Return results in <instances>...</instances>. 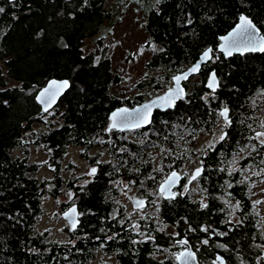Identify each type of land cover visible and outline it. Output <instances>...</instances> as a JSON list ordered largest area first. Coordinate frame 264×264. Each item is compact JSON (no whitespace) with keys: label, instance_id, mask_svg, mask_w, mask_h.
<instances>
[{"label":"trees","instance_id":"obj_1","mask_svg":"<svg viewBox=\"0 0 264 264\" xmlns=\"http://www.w3.org/2000/svg\"><path fill=\"white\" fill-rule=\"evenodd\" d=\"M106 1L0 0V264H90L99 246L96 239L108 235H113L109 253L118 261L97 264L170 263L147 258L152 250L148 244L139 256H131L134 251L124 234L130 222L118 201L119 182L160 183L195 156L204 165L198 188L210 197L209 203L199 210L178 195L165 209L169 217L154 221L156 244L164 248L172 235L186 237L192 228L209 240L203 250L196 249L200 260L209 263L222 256L227 264H250L255 234L251 143L257 118L264 116V52L225 58L217 48L242 14L264 35V0L143 3L145 29L155 45L146 65L153 72L139 81L133 95L114 91L125 77L114 71L107 48L100 49L103 36L93 53L83 49L85 40L111 19ZM208 48L211 61L196 81L184 84L187 92L172 109L156 110L146 128L107 131L112 111L160 95L164 83L195 64ZM211 71L220 82L216 91L207 88ZM51 78L69 79L71 86L56 107L58 115L47 124L48 113L40 114L35 96ZM9 79L17 84L9 85ZM225 108L230 124L220 115ZM221 128L223 139L205 149L197 146L201 136ZM36 148L45 151L44 161L31 160ZM72 148L95 159V175L65 174ZM154 148L160 151L155 165L147 158L151 152H144ZM92 149L95 157L89 156ZM45 166L50 172L41 176ZM65 191L73 197L62 209L76 202L79 225L72 229L67 223V238L57 240L37 225L45 214L44 200ZM142 222L145 229L147 221Z\"/></svg>","mask_w":264,"mask_h":264},{"label":"flooded vegetation","instance_id":"obj_2","mask_svg":"<svg viewBox=\"0 0 264 264\" xmlns=\"http://www.w3.org/2000/svg\"><path fill=\"white\" fill-rule=\"evenodd\" d=\"M261 124H264V116L258 117L257 122L254 126V134L253 137L256 135V132H264V128L261 127ZM225 133L223 132V135ZM220 139V138H219ZM218 139V140H219ZM217 140V141H218ZM251 150H253V146H255V154H252L251 160V221L253 222V226L255 228L254 235L251 239V263L250 264H264V229L262 223V214L260 210V204H264V191L259 192L258 195L255 194L254 190L252 189V184L256 181H260L264 177V146H261L260 142L256 139H253L251 143ZM93 150V149H92ZM89 153V156L95 157V153ZM144 152H151L150 155L147 157L149 160L154 162V165L159 161V149H144ZM81 154V151H80ZM82 155V154H81ZM82 157L85 159L88 166L90 168H95L97 170L98 165L95 163L94 158H85L83 155ZM146 157V156H145ZM194 159L189 162L187 165L183 166L182 169L178 170V172L183 177L180 184L173 190L176 194L173 197L166 198L160 192L161 184L167 179V177L171 174V171L167 177L160 183H156L155 181L151 180H144L140 182H131L127 180L120 181V190L118 195V201L121 203V207L123 209V218L127 219L130 222V226H127L124 230V234L127 235V239L130 241L128 246H131L133 249L132 257L139 256L142 248L145 244H148L152 250H148L147 258L153 259L155 261H165L168 260L170 263L167 264H179L178 263V255L187 248V245H183V241H187L189 244V248L191 251H194L197 254L198 260L200 264H227L217 262L216 258H212L211 261L208 263L206 261H202L199 258L197 250H203L204 247L207 246L209 240L204 234L197 235L195 230L190 228L186 237L178 238L177 236H173L171 240L168 241V245L164 248H160L156 244V237H157V228L155 226V222L161 219H167L169 216L165 211L166 207L173 204L175 199L178 195L181 198H188L192 200L199 206V210H205L209 203V199L207 195L203 194L201 190L198 188L199 177L201 176L204 165L203 161L199 159L198 156L193 157ZM98 161V158L96 159ZM202 168L201 173L197 176V178L188 185L190 178L193 174L197 171V169ZM90 169V170H92ZM96 173V172H95ZM95 173L91 174L90 171L88 173L89 176L95 175ZM90 182V181H86ZM94 182V181H93ZM124 183L126 184L124 187ZM122 193L125 194V197L122 198ZM137 201H143L142 205H137ZM77 205L76 202H72V205ZM79 210V209H78ZM60 215L67 211L61 208ZM147 221L145 225L147 226L143 229V222ZM153 223V228L151 226ZM68 224L66 222L65 225V233L68 235ZM202 232H208V229L203 226ZM196 234L197 237L192 236ZM211 238L214 237L213 234H210ZM67 238V237H66ZM113 238V235H108L104 237V240L96 239L99 246L97 249V254L95 258L92 260L91 263H117L118 257L109 253L111 250L109 241ZM195 238L194 246H193V239ZM204 241H207L205 243ZM151 244H154L152 246ZM141 250V251H140ZM162 250V251H161ZM140 251V252H139ZM161 251V252H160ZM139 254V255H138ZM167 255L165 257L163 255ZM138 259V257H136ZM239 264L244 263L243 261H238Z\"/></svg>","mask_w":264,"mask_h":264},{"label":"rangeland","instance_id":"obj_3","mask_svg":"<svg viewBox=\"0 0 264 264\" xmlns=\"http://www.w3.org/2000/svg\"><path fill=\"white\" fill-rule=\"evenodd\" d=\"M150 1V2H149ZM156 0H107L105 3L106 10L111 12V19L106 21L100 27L98 33L85 40L84 52L85 54L93 53L97 48V39L104 37L103 44L100 49L107 48V55L111 58L112 66L115 72L120 73L125 77L124 82L120 83L114 88V91L122 95L125 91L127 95H133L137 91V84L146 75L152 74L147 68V62L151 59L155 45H150V37L145 29V11L143 3L151 6L155 4ZM199 77H194L196 81ZM17 83L9 79V85H16ZM172 82L163 84V91L165 92L169 87H172ZM58 115L57 108L53 109L44 117V122L49 123ZM57 119V118H56ZM51 127V126H49ZM222 128L216 130L214 133L206 136H201L196 144L200 149L208 148L215 144L223 134ZM96 150H92V153ZM31 160L42 162L46 158L45 151L39 148L33 149L30 154ZM65 174L70 173L88 175L91 172V166H88L85 159L80 154V150L72 148L69 150L65 160ZM72 162L75 168H70L68 164ZM49 169L45 166L40 170V175H48ZM124 183V187H125ZM252 189L255 194L264 191V177L260 181L252 184ZM251 190V183H250ZM73 193L65 191L59 198L47 197L44 200L45 214L40 219L37 227L39 230L47 231L53 239L65 240L67 235L65 233L66 220L60 215L63 203H69L72 200ZM125 194L122 193V198ZM262 214V223L264 225V204H260ZM264 229V226H263ZM167 232L172 233L173 230L168 228ZM168 257L167 255H163ZM97 264V263H90Z\"/></svg>","mask_w":264,"mask_h":264},{"label":"snow or ice","instance_id":"obj_4","mask_svg":"<svg viewBox=\"0 0 264 264\" xmlns=\"http://www.w3.org/2000/svg\"><path fill=\"white\" fill-rule=\"evenodd\" d=\"M4 11L3 8H0V13ZM240 25L237 27V29L229 36L225 37V43L221 46V51L225 52L228 56L232 55L233 51L237 52H243L245 50L248 51H260L264 52V37L260 38V42H257V34L258 30L256 26L253 24V22L248 19L245 16L240 17ZM209 52H211V49L208 50V52L204 53L205 57H208L209 59ZM200 68L199 64H196L191 71L196 72ZM187 76H176L174 77L175 83H176V89H170L169 92L166 94L165 97L162 98L164 103H159L158 101H153L151 104H145L142 106V108H138L135 110L134 113H129L128 109H121L118 113H113L112 116V124L110 126V129H119L123 131L125 128L135 127L139 128L140 126L151 123V114L152 109L154 107H164V106H173V102L175 99H179L183 94V89L180 88V81L181 79H186ZM213 81L215 80V73L212 74ZM53 85L56 86L57 92L52 93L53 98L55 95L62 89L68 87L67 81L63 82L62 84L57 85L55 81L52 82ZM210 88L213 87L212 83H209L208 85ZM51 87V86H50ZM48 91L47 89L45 90ZM41 95H44V93H41ZM221 116L224 117L227 124L231 123V120L228 116V109L225 108L221 113ZM226 124V126H227ZM261 127L264 128V124H261ZM226 135V133L224 134ZM224 135L221 136V139L224 138ZM253 139H256L260 142L261 146H264V132H256V135L252 137ZM253 150H255V146H253ZM96 172V169H92V173L94 174ZM200 170H197L196 175H199ZM177 177L176 172H172L168 181L167 185L170 186L171 184L175 183V178ZM193 179H195V176H193ZM161 192L165 191V185L161 186L160 189ZM170 195H176L171 194ZM143 201H137V205H142ZM207 207V205H205ZM73 212H75V209H73ZM74 226V225H73ZM207 243V241H204ZM182 243H187V241H183ZM177 259L182 260V264H189V261L195 259V254L192 252H184L180 253Z\"/></svg>","mask_w":264,"mask_h":264},{"label":"water","instance_id":"obj_5","mask_svg":"<svg viewBox=\"0 0 264 264\" xmlns=\"http://www.w3.org/2000/svg\"><path fill=\"white\" fill-rule=\"evenodd\" d=\"M12 2L16 1V0H11ZM241 16H245L247 17L248 19H250L252 22L253 20L246 16L245 14H242ZM240 16V17H241ZM240 17H239V21L238 23L229 31L227 32L225 35L221 36L220 37V44L217 48V51L218 53L222 54L225 58H231L232 56L234 55H245V54H248V53H263V52H260V51H248V50H245L243 51L242 53L241 52H237V51H233L232 52V55L231 56H228L225 52H222L220 49H221V46L224 45L225 43V37H229L236 29L237 27L240 25L241 21H240ZM253 24L256 26L257 30H258V34H257V42H260V38L261 37H264V35L262 34L261 30L257 27V25L253 22ZM211 49V48H208L206 51H204L202 53V55L200 56L199 60L193 64L192 66L188 67L187 69H185L184 71L176 74L174 77L176 76H187L186 79H181L180 81V88L183 89V94L182 96L179 98V99H182L186 92H187V89L185 87L184 84H186L187 82H189L192 78L194 77H198L200 75V72L202 70V67L209 64V62L211 61L212 59V49H211V52H209V57H211L210 59L208 57H205L204 56V53L205 52H208V50ZM196 64H199L200 65V68L198 71L196 72H192L191 69L196 65ZM215 73V80L213 81L212 79V74ZM174 77L172 78V87H169L165 92H163L162 94L152 98L151 100H148V101H145L144 103L140 104V105H137L135 107H128V106H122V107H119L117 109H115L114 111L111 112L110 114V123H109V126L107 128V131L110 132L111 130H118V131H121L119 129H110V126L112 124V116H113V113H118L121 109H128L129 110V113H134L136 109L138 108H142L143 105L145 104H151L153 101H158L159 103H164V101L162 100L163 97L166 96V94L169 92L170 89H176V83H175V80H174ZM55 81L57 85L59 84H62L63 82L67 81L68 83V87L60 90L56 95L55 97L53 98L52 96V93L54 92H57V89H56V86L52 84V82ZM209 83H212L213 84V87L210 88L208 85ZM51 86V87H50ZM70 86H71V81L69 79H58V78H51L50 80L47 81V83L36 93V96H35V100L37 102V104L40 106L41 108V111H40V114L41 115H44L46 113H49L50 111H52L54 108L57 107L60 99L65 95V93L70 89ZM220 86V82H219V79L217 77V74L215 71H211L209 77H208V80H207V88L211 91H216ZM48 90L47 92L45 90ZM41 93H44V95H41ZM179 99H175L174 102H173V106L169 107V106H164V107H154L152 109V114H151V122H152V119H153V115H154V112L156 110H160V111H165L167 109H172L175 105V103L179 100ZM223 111V110H222ZM221 111V112H222ZM223 117V116H222ZM224 118V117H223ZM225 120V119H224ZM151 123H147V124H144L142 126H140L139 128H146L150 125ZM139 128H135V127H130V128H125L123 131H126V130H136V129H139ZM198 170V169H197ZM200 172L199 174L201 173L202 171V168H199ZM173 172H176L177 173V177L175 178V183L171 184L170 186L167 185V181L170 177V175L167 177V179L161 184L162 185H165V191L164 192H161L166 198H169V197H173V195H170L171 194H175L173 192V190L180 184L181 180H182V176L181 174L178 172V171H173ZM92 174V171L90 172ZM172 173V172H171ZM197 171L193 174V176H195V179L197 178L198 175H196ZM193 176L190 178L189 182H188V185H190L195 179H193ZM161 186H160V189H161ZM175 196V195H174ZM73 209H75V212H73ZM62 217L64 218V220H66V222L69 224V226L72 228V229H76L77 226L79 225V211H78V208H77V205H73L71 206L67 211H65L63 214H62ZM74 225V226H73ZM183 245H187V248L185 250H183L181 253H184V252H192L195 254V259L194 260H191L189 261V264H200L199 260H198V257H197V254L194 252V251H191L190 250V246L188 243H182ZM179 256V255H178ZM217 262H220V263H225V259L222 257V256H217V259H216ZM178 263L179 264H182V260L178 259Z\"/></svg>","mask_w":264,"mask_h":264}]
</instances>
